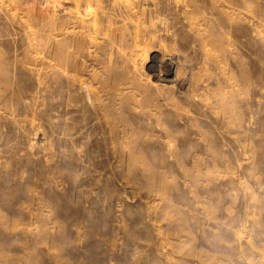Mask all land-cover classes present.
I'll return each instance as SVG.
<instances>
[{"label":"rangeland","instance_id":"374dc122","mask_svg":"<svg viewBox=\"0 0 264 264\" xmlns=\"http://www.w3.org/2000/svg\"><path fill=\"white\" fill-rule=\"evenodd\" d=\"M0 262L264 264V0H0Z\"/></svg>","mask_w":264,"mask_h":264},{"label":"bare ground","instance_id":"6f19581e","mask_svg":"<svg viewBox=\"0 0 264 264\" xmlns=\"http://www.w3.org/2000/svg\"><path fill=\"white\" fill-rule=\"evenodd\" d=\"M45 2V1H44ZM52 6H54V5H52ZM57 7H59V6H57ZM235 31V30H234ZM246 41H247V39H246ZM249 42V41H248ZM250 44V43H249ZM185 47V46H184ZM253 48V47H252ZM174 60V59H173ZM16 61V60H15ZM153 62V61H152ZM161 63V62H160ZM159 63V64H160ZM158 64V63H157ZM15 65V64H14ZM172 67H173V61H172V59H168L166 62H165V64H164V68H163V74H160L161 75V81L162 82H166V81H169V82H171V80H173V79H170V78H173V77H171V75H172ZM15 69H17V68H15ZM174 69V68H173ZM161 70V69H160ZM178 72V71H177ZM181 72V71H180ZM179 72V73H180ZM158 73V72H157ZM156 73V74H157ZM243 73V72H242ZM154 74H155V72H154ZM122 76V75H121ZM106 78V77H105ZM111 80V79H110ZM177 80V79H176ZM7 81V80H6ZM5 82V81H4ZM138 82H139V80H138ZM173 82H174V80H173ZM140 83V82H139ZM144 84H146V82L144 83ZM148 84V83H147ZM155 84V83H154ZM175 84H176V82H175ZM137 85H139V84H137ZM159 85V84H158ZM140 86H141V83H140ZM155 86V85H154ZM188 86V85H187ZM13 87V86H12ZM18 87H20V86H18ZM143 87V86H142ZM158 87V86H157ZM184 87V86H183ZM140 88V87H139ZM160 88V87H159ZM162 88V87H161ZM19 89V88H18ZM24 88H22V90H23ZM156 89H158V88H156ZM175 89V88H174ZM189 89V88H188ZM181 91V90H180ZM190 92V91H189ZM188 92V93H189ZM145 93V92H144ZM149 93H150V91H149ZM157 93H159V92H157ZM157 93H156V96H157ZM185 93V92H184ZM127 94V93H126ZM160 94V93H159ZM186 94V93H185ZM143 95V94H142ZM142 95H141V97H142ZM146 95V94H145ZM150 95V94H149ZM152 95V94H151ZM189 95H191V94H189ZM177 96V95H176ZM148 97V96H147ZM146 96H144L143 97V99H142V103L143 104H145V105H148L149 104V102H150V100L147 98ZM198 97V96H197ZM120 98V97H119ZM160 98V97H159ZM191 98V97H190ZM98 99V98H97ZM156 99V98H155ZM161 99H163V98H161ZM176 99V98H175ZM174 99V100H175ZM149 100V101H148ZM110 101V100H109ZM140 102V103H141ZM105 103V102H104ZM156 105V104H155ZM99 106V105H98ZM141 106V105H140ZM144 107V106H143ZM173 108V107H172ZM162 109V108H161ZM97 110V109H96ZM169 113V112H168ZM180 114V113H179ZM176 116V115H175ZM189 117V116H188ZM109 118V117H108ZM107 118V119H108ZM100 119V118H99ZM143 119V118H142ZM190 122V121H189ZM193 122V121H192ZM161 123V122H160ZM112 133V132H111ZM162 134V133H161ZM96 135V134H95ZM109 138V137H108ZM190 138V137H189ZM191 143V142H190ZM145 145V144H144ZM144 147V146H143ZM151 150V149H150ZM182 150V149H181ZM110 152V151H109ZM135 152V151H134ZM150 152V151H149ZM158 152V151H157ZM182 153H183V151H182ZM111 154V153H110ZM183 156V155H182ZM64 162V161H63ZM67 193V192H66ZM22 217V216H21ZM1 263V262H0Z\"/></svg>","mask_w":264,"mask_h":264}]
</instances>
